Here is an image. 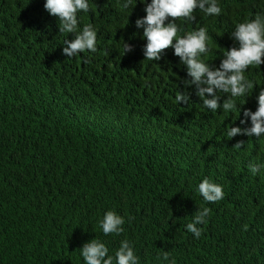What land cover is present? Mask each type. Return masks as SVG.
Instances as JSON below:
<instances>
[{"label": "trees", "instance_id": "16d2710c", "mask_svg": "<svg viewBox=\"0 0 264 264\" xmlns=\"http://www.w3.org/2000/svg\"><path fill=\"white\" fill-rule=\"evenodd\" d=\"M45 2L0 0V264H86L93 239L112 264L125 240L138 264H264V133L227 135L252 127L243 110L258 108L264 63L244 72L253 91L212 112L185 85L174 48L145 58L135 22L151 0H88L77 28L93 26L96 50L71 57L64 49L77 33H61ZM217 4L218 16L197 8L194 21H175L177 38L206 29L200 59L212 70L239 47L236 25L264 17V0ZM184 91L187 104L175 99ZM217 94L221 105L229 97ZM204 179L222 186V200H204ZM107 211L123 218L119 234L103 233Z\"/></svg>", "mask_w": 264, "mask_h": 264}, {"label": "clouds", "instance_id": "9594fccd", "mask_svg": "<svg viewBox=\"0 0 264 264\" xmlns=\"http://www.w3.org/2000/svg\"><path fill=\"white\" fill-rule=\"evenodd\" d=\"M130 0H126L125 7H130ZM44 7L51 15L59 18V29L61 33L76 32L74 40L68 42L69 47L64 49L71 57L73 53H80L85 50H96V31L93 26L86 24L78 31L77 13L80 10L89 11L88 0H46ZM134 7V6H132ZM201 10L207 15H220L221 8L217 0H151L147 4V13L143 18L136 20L137 27H143V37L147 39L145 48V58L148 60H160L165 49L174 48L176 56L180 57L183 65L187 66V74L190 80H185L186 86L195 84L197 95L202 99L203 104L212 112H216L221 107L228 112L236 105L234 98L244 96L253 91V83L246 79L244 72L249 66H260L264 63V17L257 15L255 19L245 20L238 23L231 36L239 41V47L227 49L224 53L225 59L220 66L212 70L209 64L200 59L201 54L208 51L206 29L201 27L198 30L188 32L186 35L177 38L178 27L176 20L183 18L186 21H194V12ZM172 20L165 23L168 18ZM67 42V41H65ZM131 50V45L125 42V53ZM217 90L229 93V97L223 104L219 103ZM210 95L208 98L205 94ZM176 101L188 103L191 96L187 91L180 92L176 96ZM258 108L255 112L244 109L243 115L250 116L251 128L231 127L228 130V137L231 138L237 133H245L248 136L257 137L264 133V88L260 90L257 97ZM242 123L244 121H241ZM244 141H239L235 146L242 147ZM253 174L259 171L258 165H249ZM199 193L208 202H217L223 199L224 192L222 186L204 179L198 186ZM210 210L203 208L195 217L196 221H203ZM124 220L114 211H107L100 221V227L105 235L110 233L119 234L123 231L121 227ZM188 231L194 233L199 238L201 230L194 224L187 225ZM82 256L86 264H112V257L108 255V248L104 243L93 239L82 248ZM116 264H138V259L134 255L132 247L127 240L122 241L119 249L115 253ZM164 259H168V254H164ZM175 264V261H172Z\"/></svg>", "mask_w": 264, "mask_h": 264}]
</instances>
